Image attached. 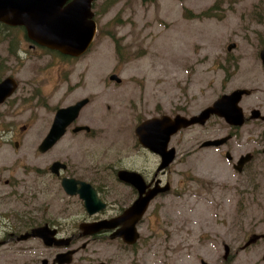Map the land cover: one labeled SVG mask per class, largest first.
Returning a JSON list of instances; mask_svg holds the SVG:
<instances>
[{"label": "flooded vegetation", "instance_id": "1", "mask_svg": "<svg viewBox=\"0 0 264 264\" xmlns=\"http://www.w3.org/2000/svg\"><path fill=\"white\" fill-rule=\"evenodd\" d=\"M93 12L98 31L94 8ZM205 13L209 17L214 15V12ZM259 16L264 17V12L242 15L241 32L243 27L250 31L248 28L254 24H264ZM0 37V46H4L0 47L3 49L0 52V254L3 259H13L12 264H164L160 258L162 247L179 249L189 255L195 254L197 247L207 250L214 241L206 243V238L211 236L203 231L197 242L187 243L184 236L176 238L178 248H174V239L163 236L160 210L182 206L170 198L180 196L172 178L180 155L189 157L196 151L211 148L222 151L240 129L247 126L264 129V86L255 84L258 75L264 74L261 57L264 40L258 57L246 63L226 57L227 64L221 67L225 75L233 71L235 77L250 82L225 92L249 91L239 102L244 117L242 125L211 114L204 124L181 128L170 137L166 147L161 140L151 147L139 139V125L155 119H165L168 123L178 115L192 117L203 109L188 114L179 105L166 111L158 103L152 112H146V102L138 94V101L135 98L130 103L124 101L123 117L113 101L106 111L101 110L99 94L95 95L99 93L97 87L103 83L106 89L117 87L115 92L119 93V88L126 84L124 75L74 72L68 71L67 66L87 55L95 39L85 53L74 56L32 39L25 25L0 21ZM36 60L44 65L39 64L34 73L30 69ZM135 80L130 78L128 82ZM112 90H109L111 94ZM97 101L98 105L94 106ZM79 103H82L80 108H70ZM114 117L118 119L119 134L130 132V142L125 137L104 136L107 122ZM165 121L161 124H166ZM152 124L145 131L157 135L158 128L153 129ZM209 124L229 131L198 140L181 154L182 141L178 135L185 129ZM99 137L102 140H97ZM211 140L223 141L205 145ZM74 144L76 147H72ZM96 144H104L101 151L96 149ZM125 144L132 157L119 152ZM71 148L75 152L70 153ZM249 153L251 159L243 164L242 170L237 169L241 158ZM225 154L228 160L234 158L228 148ZM263 155L264 147L248 150L231 161V165L240 174L255 173L256 159ZM166 198L170 199L166 201ZM139 203L145 204L140 214ZM98 253H101L99 258H95ZM225 258L228 260V256Z\"/></svg>", "mask_w": 264, "mask_h": 264}, {"label": "rangeland", "instance_id": "2", "mask_svg": "<svg viewBox=\"0 0 264 264\" xmlns=\"http://www.w3.org/2000/svg\"><path fill=\"white\" fill-rule=\"evenodd\" d=\"M212 7L213 16H200ZM93 8L99 25L93 47L83 58L67 65L68 71L123 74L126 84L119 93L115 92L117 87H111V94L103 83L97 87L99 93L95 92L101 110L106 111L113 101L122 117L124 101H138L139 95L146 102V112H152L158 103L166 111L179 105L188 114L199 112L221 94L247 83L233 71L225 75L221 67L227 64L226 57L246 63L258 57L264 40V24H254L250 31L243 27L241 32L242 15L264 12V0H95ZM259 19L264 21L262 16ZM233 42L237 45L229 50ZM39 64L44 65L41 60L32 62L30 70L36 73ZM130 78L136 80L128 82ZM257 80L255 84L263 87L262 72ZM97 105L98 101L94 103ZM117 120L114 117L107 122L104 136L125 137L130 142L128 130L118 133ZM228 131L212 124L185 129L176 136L182 141L180 153L198 140ZM102 146L96 144V149L101 151ZM262 147L264 129L247 126L222 151L211 148L189 157L180 155L172 176L180 196L170 198L182 206L160 210L163 236L174 239V248H178L176 238L184 236L187 243L197 242L202 231L211 236L206 243L214 242L207 250L197 247L190 255L162 247L164 264H264V237L246 246L255 234L264 235V155L256 159L255 173L240 174L231 165L242 152ZM227 148L232 160L225 156ZM69 152H75L74 148ZM119 152L132 157L128 144ZM226 247L231 249L228 260ZM13 261L4 260L0 254V264Z\"/></svg>", "mask_w": 264, "mask_h": 264}, {"label": "water", "instance_id": "3", "mask_svg": "<svg viewBox=\"0 0 264 264\" xmlns=\"http://www.w3.org/2000/svg\"><path fill=\"white\" fill-rule=\"evenodd\" d=\"M94 1L0 0V21L10 25H25L32 39L50 48L61 50L70 55L79 56L89 49L97 33V22L94 19L93 12ZM233 47V45H230L229 50ZM261 57L264 59V47L261 50ZM244 93H249V91L247 89H236L231 93H225L216 99L211 106L192 117L178 115L174 121L168 123L165 119L149 120L137 127L139 139L151 147H156L158 141L161 140L160 143L166 147L170 137L181 128L196 123L204 124L211 114L223 116L229 123L242 125L244 117L239 102ZM81 105L82 103H79L70 108L78 109ZM70 108L67 110L70 111ZM162 120L166 124H161ZM150 123H153L151 125L153 129L158 128L157 135L156 133L152 134V132L145 131L146 126H150ZM226 139L224 138V140ZM222 141L211 140L205 142V145H217ZM251 157L252 155L250 153L243 156L236 168L242 170L243 164L250 160ZM134 210L135 208L132 211ZM144 210L145 204L139 203L137 207L138 214ZM260 237H264V235L260 236L255 234L248 240L246 246L256 242ZM229 250L230 248L226 247L225 257L230 253ZM203 264L207 263L203 261Z\"/></svg>", "mask_w": 264, "mask_h": 264}, {"label": "trees", "instance_id": "4", "mask_svg": "<svg viewBox=\"0 0 264 264\" xmlns=\"http://www.w3.org/2000/svg\"><path fill=\"white\" fill-rule=\"evenodd\" d=\"M206 12H213V7L210 10L206 11ZM205 15H207L205 12H203L202 14H200V16H205Z\"/></svg>", "mask_w": 264, "mask_h": 264}]
</instances>
